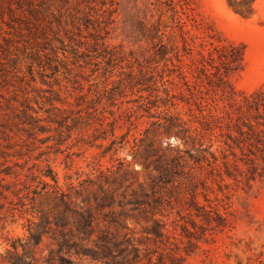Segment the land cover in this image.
<instances>
[{
	"label": "rangeland",
	"instance_id": "obj_1",
	"mask_svg": "<svg viewBox=\"0 0 264 264\" xmlns=\"http://www.w3.org/2000/svg\"><path fill=\"white\" fill-rule=\"evenodd\" d=\"M82 1L86 0L70 3L75 6ZM103 1L104 6L100 0L92 3L94 17L109 22L98 48L94 49L96 41L83 30L77 37L80 47L76 52L71 46L61 47L57 61L52 53L41 51L44 66L35 67L31 75L26 65L36 47L32 40L26 41L22 24L13 21L20 15L14 0H0V121L11 115L13 107L20 109L28 102L44 129L27 137L22 131L4 128L7 135L0 137V264H12L14 254L5 238L17 244L24 239L29 244L25 250L31 251L30 264H55L57 241L42 234L37 244L30 242L26 219L37 222L44 214L50 221L47 227L56 230L53 219L62 209L60 202L52 193L32 200L29 194L23 198V206L12 192L20 188L25 196L30 174H38L46 166L57 173L58 184L72 205L82 204L94 214L91 240L104 232L111 242L118 241L126 232L135 243L142 242L141 252H147L153 264H264V179L248 187L241 174L234 172V176H225L221 190L208 179L203 188L196 181L201 175L184 158L171 182L157 183L158 171L171 165L178 150L184 155L190 148L174 128H168L166 118L177 115L187 126H198L184 103L152 107L163 96L159 92L162 83H154L162 66H155L154 53L160 39L158 27L174 25L170 0ZM173 2L192 35L188 39L190 57L196 60L198 49H212L222 39L234 41L243 46L244 57L241 69L229 76L232 86L246 94L264 87V0H253L250 15L237 13L227 0H188L190 8L185 14L181 9L185 0ZM167 29L163 40L180 48L177 28L172 34ZM47 59L53 65L59 62L58 67H48ZM184 63L182 70L193 81L189 67L194 64L189 58ZM175 75L173 84L165 82L164 86L175 85L173 93L178 94L184 88H178L181 83ZM207 88L200 87L205 96ZM192 109L197 113L194 106ZM102 132L107 137L95 140L94 135ZM109 145L111 150L102 154ZM152 191L159 200L154 217L164 223L166 235L145 241L144 227L151 222L129 218V202ZM103 196L110 199L99 207ZM198 206L201 208L196 209ZM215 211L225 218L224 226L218 224ZM69 226L74 228L72 222ZM35 229H39L36 223L32 224V231ZM184 229L193 236L188 237ZM109 246L114 254L124 246L129 249L127 244ZM22 252L18 247V253ZM140 263L150 264L146 256ZM84 264L96 263L85 260Z\"/></svg>",
	"mask_w": 264,
	"mask_h": 264
},
{
	"label": "trees",
	"instance_id": "obj_2",
	"mask_svg": "<svg viewBox=\"0 0 264 264\" xmlns=\"http://www.w3.org/2000/svg\"><path fill=\"white\" fill-rule=\"evenodd\" d=\"M94 2L95 0H86L81 3L84 5L72 6L70 0H14L20 15L13 17V21L22 24L26 31L24 35L26 41L29 40L31 43L32 40L36 47L35 51L30 54L26 65L31 75H33L35 67L44 66L41 62L43 57L41 51L52 53L54 60L57 61L59 60L57 50L61 47L65 49V47L71 46L76 52L77 47H80L77 37L82 36L83 30L88 32V37H92L96 41L93 44L94 49L98 48L97 42L102 38L101 33L105 31V26L109 22L100 21L94 17L95 11L92 5ZM252 2L253 0H227L228 5L241 15H250L253 12ZM100 3L102 6L105 4L103 0H100ZM184 6L181 7L183 14L190 8L188 0H185ZM170 8H172L171 20L174 25L169 27L163 25V29L161 26L157 29L160 39L155 49L154 62L156 67L160 64L162 66L159 67V79L154 83H162L159 92L163 96L156 98L152 107L162 105L169 108L175 107L178 103H184L188 105V111L198 126H187L186 122L177 115L166 118L168 128H174L175 133L181 135L184 143L190 148L184 150V155L180 154L181 151L178 150L179 154L173 159L171 165L158 171L157 183L171 182L172 177L179 173L180 167L183 166L182 160L185 158L191 164V169H195L196 173L199 172L201 175L196 178V181L203 188L205 180L208 179L215 182L218 189L221 190L225 185V176H234V172H239L245 184L250 187L251 182L264 179V87L246 94L236 91L232 86L229 76L241 69L244 57L243 46L234 41L222 39V43L212 45V49L206 51L198 49L196 60L190 57L191 48L188 39H192V35L186 28V21H183L178 15L173 0H170ZM9 11L11 12V9ZM111 15L112 12L109 13V16ZM175 27L182 42L180 48L178 45H169L163 40L167 28L170 30L168 33L172 34L175 32ZM184 58H189L194 64V67H189L193 81L182 70V64H185ZM47 60H49L46 63L48 67H58L59 62L53 65L52 59ZM12 63L16 65L17 61L14 60ZM168 64L171 67H168ZM165 69L169 72L165 73ZM54 70L56 71L55 68ZM174 74L181 83L178 88H184L178 94L173 93L175 85L170 89L164 86L165 82L173 84L172 76ZM201 86L208 87L204 93L206 96L203 95ZM52 101L53 99H49L51 105ZM219 103L222 106H219ZM21 106L20 109L13 107L11 115H8L5 121H0V137L7 135L3 132L4 128L22 131L27 137L34 136L37 130L44 131L40 125L41 119L33 115L35 111L30 104L24 102ZM192 106L195 107L197 113L193 112ZM52 108L55 109L53 105ZM61 135L62 132L59 133L60 137ZM110 135H113V128ZM106 137L105 132L94 135L95 140ZM113 143L114 139L110 145ZM110 145L104 148L102 154L111 150ZM121 163L122 161L119 160L118 164ZM240 164L244 166V170H239ZM46 179H49L51 183ZM6 184L8 182L4 185ZM24 188L25 196L21 195L22 189L20 188L12 190L18 199L17 203L23 206L25 205L22 202L23 198L29 194H32L30 197L32 200L35 196L47 193H52L62 206L53 219L56 230L51 231L47 227L50 221L44 214L38 216L37 222L33 219H26L27 238L30 242L37 244L42 234H47L57 241L55 264H84L85 260L96 264H143L140 261L145 256L147 263L153 264L151 256L147 252H141L139 246L142 242L135 243V240L127 236L126 232L118 241L111 242L104 232L96 240H91L94 231L92 228L94 214L82 204L72 205L67 193L58 184L57 173L50 166L39 170L38 174L31 173ZM155 193V191L146 192L141 197L134 198L129 202L132 206L129 218L135 220L141 218L146 222H151L149 226L144 227L145 241L161 240L166 235L164 223L154 217L155 208L159 202ZM109 199V196L101 197L98 206H104ZM198 208L201 207L198 206L196 209ZM68 213L71 214L70 220L67 218ZM214 214L220 222L218 224L224 226L225 218L217 211ZM201 215H204L207 220L209 219L206 213ZM69 222L73 223L74 228H70ZM115 222L123 229L128 230L122 220ZM35 223L39 229L32 231V224ZM184 230L188 237L193 236L191 231ZM5 241L14 250L11 258L12 264H30L31 251L25 250L29 244L24 242V239H20L18 244L11 238H5ZM89 243L91 244L89 245ZM109 243L115 248L127 244L129 249L124 246L119 248L117 254H114ZM18 247L23 250L22 254L18 253Z\"/></svg>",
	"mask_w": 264,
	"mask_h": 264
}]
</instances>
